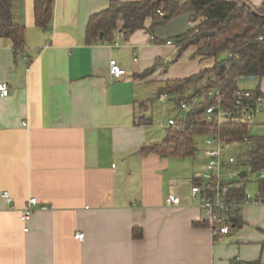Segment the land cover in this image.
<instances>
[{
	"label": "crops",
	"instance_id": "obj_1",
	"mask_svg": "<svg viewBox=\"0 0 264 264\" xmlns=\"http://www.w3.org/2000/svg\"><path fill=\"white\" fill-rule=\"evenodd\" d=\"M111 1L55 0L52 24L43 28L34 0H12L26 38L16 53L0 36V81L10 87L0 95V264H264V202L246 205L233 231L214 239L197 224L202 202L191 193L204 164L171 171L169 156L140 151L160 141L148 114L165 82L215 64L195 45L180 52L175 37L193 26L192 13L153 33L148 17L131 34L120 28L112 41L89 43L90 16ZM112 59L126 70L120 78L110 74ZM257 86L264 95V77ZM170 194L181 202L168 203ZM32 196L39 204L25 231L20 212Z\"/></svg>",
	"mask_w": 264,
	"mask_h": 264
},
{
	"label": "trees",
	"instance_id": "obj_2",
	"mask_svg": "<svg viewBox=\"0 0 264 264\" xmlns=\"http://www.w3.org/2000/svg\"><path fill=\"white\" fill-rule=\"evenodd\" d=\"M112 0L110 6L90 16L86 38L89 43L103 39L112 41L115 32L123 28L126 34L144 28L148 17L152 25L148 30L168 23L173 17L184 12H191L193 26L185 33L176 36L181 45L180 52L191 45L197 46V54L215 58V64L202 69L199 73L165 82L159 92H175L177 97L171 99L178 105L182 98L200 100L188 111V115L177 125L167 128V136L162 142L151 143L141 147L142 154L155 152L161 156H194L198 150L196 137L206 135L212 130L236 142L238 146L248 144L246 150L234 153L237 164L243 168L264 173V135L250 137L249 123L225 122L218 126L205 120L209 102L208 93L219 88L224 99L225 108L239 111L235 103V92L240 87L241 75L251 79L264 77V40L259 35L264 31V3L256 7L249 0ZM55 0H34L36 24L48 28L52 24ZM103 32V36H101ZM0 36L12 40L15 52L24 49L26 26L14 22L12 0H0ZM154 69V68H152ZM150 69V70H152ZM150 70H147L146 73ZM213 78L210 80V78ZM254 104L258 95H263L259 86L252 89ZM264 96V95H263ZM251 141L247 142L245 137ZM249 171V172H250ZM261 188L264 187V178ZM245 184L233 183V193L238 197L246 192ZM205 225L204 222L197 223ZM196 224V225H197ZM141 228L134 229V237H142ZM241 264H258L243 262Z\"/></svg>",
	"mask_w": 264,
	"mask_h": 264
},
{
	"label": "built area",
	"instance_id": "obj_3",
	"mask_svg": "<svg viewBox=\"0 0 264 264\" xmlns=\"http://www.w3.org/2000/svg\"><path fill=\"white\" fill-rule=\"evenodd\" d=\"M259 40H264V31L259 35ZM167 42L175 45L172 40ZM115 45L118 46L119 43L115 42ZM125 73V68L117 60L112 59L110 61V74L113 78H120ZM212 79L211 77L210 80ZM239 79L245 80L246 77L241 75ZM9 94L10 87L8 83L0 81V95L8 96ZM253 97L252 89L240 86L235 92V103L240 108L236 113V111L224 107V99L220 89L215 88L209 91L208 97L205 99L209 102L205 112V120L216 123L218 126L229 121L251 124L258 122V116L262 115L261 122L264 123V96L258 95L254 104H251ZM167 98V92H162L158 95L159 100L164 101ZM199 100V97H195L191 101L187 98H182L176 107L175 114L169 118L168 124L174 126L184 120L188 115V111ZM206 135L204 153L208 159L203 166L202 174L194 180L191 193L194 198L201 200L202 222L211 230L214 239H217L233 231L235 223L246 205L264 202V187L261 196H254L250 192H245L242 197L235 195L233 193V183H229L227 178L237 175L242 170V166L237 164L235 155L231 153L237 143L230 141L215 132V130ZM245 140L251 143L249 136H246ZM259 176L263 179L264 173H260ZM1 197L6 203L13 204V197L8 191L2 192ZM167 202L170 204L180 203L181 197L178 194H170L167 197ZM38 204V198L32 196L21 209L20 219L25 224V231L29 230L27 223ZM43 208H46V206H43ZM84 235L82 232L76 233V237L81 240L84 239Z\"/></svg>",
	"mask_w": 264,
	"mask_h": 264
},
{
	"label": "rangeland",
	"instance_id": "obj_4",
	"mask_svg": "<svg viewBox=\"0 0 264 264\" xmlns=\"http://www.w3.org/2000/svg\"><path fill=\"white\" fill-rule=\"evenodd\" d=\"M230 1V0H229ZM241 3L243 4V0H241ZM120 34V33H119ZM261 79L255 78L254 80H250L249 78H246L245 80H240L239 84L240 86L245 87H251L256 88L257 85L260 83ZM178 94L175 92H168V98L167 100H159L157 98H152V112H149L148 116H152L153 122L150 125L151 131L155 133V135L160 139L159 142H162L166 136H167V128H168V120L169 118L174 115L176 112V108H174V102L171 101L173 97H177ZM248 135L250 137H257L264 135V125H259L255 123H251L248 128ZM207 135H198L196 137L198 150L196 151L194 156H169L171 159V171H177V169L181 170H188L192 171L197 170L202 164H206L207 158L203 155V149H204V143ZM233 153H237L239 150H246L249 148L248 144L238 146L236 145L234 147ZM196 171V172H197ZM203 171V170H202ZM202 171L199 175L202 174ZM250 171V170H249ZM182 172V171H181ZM195 174V173H194ZM261 178L258 173L251 172L247 177H245L243 183L246 185L245 189L246 192H254L255 190L260 189L261 187Z\"/></svg>",
	"mask_w": 264,
	"mask_h": 264
},
{
	"label": "water",
	"instance_id": "obj_5",
	"mask_svg": "<svg viewBox=\"0 0 264 264\" xmlns=\"http://www.w3.org/2000/svg\"><path fill=\"white\" fill-rule=\"evenodd\" d=\"M101 36H103V32H101ZM255 77L252 76L251 79L253 80ZM248 176V170L247 169H242L237 175L227 178V181L229 183H234L236 181H239L240 179H244L245 177Z\"/></svg>",
	"mask_w": 264,
	"mask_h": 264
}]
</instances>
